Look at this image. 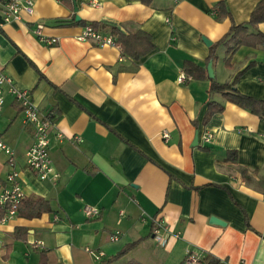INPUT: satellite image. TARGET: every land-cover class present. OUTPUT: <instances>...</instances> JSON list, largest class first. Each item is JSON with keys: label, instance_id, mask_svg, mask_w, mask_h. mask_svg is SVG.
Instances as JSON below:
<instances>
[{"label": "crops", "instance_id": "1", "mask_svg": "<svg viewBox=\"0 0 264 264\" xmlns=\"http://www.w3.org/2000/svg\"><path fill=\"white\" fill-rule=\"evenodd\" d=\"M33 1V12L5 21L0 0V63L53 113L50 152L60 178L40 179L27 166L33 128L6 93L0 132L15 151L24 200L43 197L51 210L35 215L26 201L0 221V264H39L43 251L47 264H179L190 251L218 257V264H264V120L210 93L208 79L179 81L185 60L207 71L203 37L218 41L233 23L248 21L260 0H224L230 15L220 20L211 9L221 0ZM80 20L108 34L113 26L142 29L155 48L134 61L119 45L78 39L86 25ZM251 31L264 32V21ZM225 56L221 45L215 78L231 82L244 71L237 88L264 99V47L242 45L230 67ZM212 101L225 108L204 123ZM206 131L213 133L209 143ZM233 151L236 160H228ZM7 160L0 149V182ZM88 205L100 213L88 216ZM156 219L179 236L165 234L167 245L159 244Z\"/></svg>", "mask_w": 264, "mask_h": 264}, {"label": "built area", "instance_id": "2", "mask_svg": "<svg viewBox=\"0 0 264 264\" xmlns=\"http://www.w3.org/2000/svg\"><path fill=\"white\" fill-rule=\"evenodd\" d=\"M2 2L5 21L11 19L19 20L21 19L22 11L31 13L34 9L33 0H2ZM38 27H42V24H39ZM87 38L93 39L98 45H118L114 35L95 29L92 24H86L82 33L78 36V39ZM44 40L48 44H55L57 42V38L54 37H47ZM191 78V76L182 73L179 76V81L184 82ZM6 93H10L15 97L21 107L25 125H30L33 128L34 139L32 146L27 151V166L40 179L57 182L60 178V172L55 167L50 152L51 131L55 125L53 113H44L34 101L31 90L18 87L12 77L4 72L0 63V117L4 109ZM57 136L58 138H62L63 134L58 133ZM168 136L169 134L165 132L164 137L167 138ZM212 138V132L206 131L202 135L204 143H209ZM76 140L82 141L83 139L76 137ZM0 149L7 155V163L9 165V171L5 181L0 182V207L5 211L1 222H5L18 214L26 194L21 183L20 170L17 168L15 151L3 139L1 132ZM85 211L88 216L98 215L100 213V209L92 205L86 206ZM155 223L154 236L159 244L167 245L168 241L165 234L173 237L179 236L178 233H173L172 228L163 220L156 219ZM113 238L117 239V236L114 235ZM86 250L91 251L89 247H86ZM97 257L99 256L97 255ZM200 258L199 253L190 251L187 255L186 264H200Z\"/></svg>", "mask_w": 264, "mask_h": 264}, {"label": "trees", "instance_id": "3", "mask_svg": "<svg viewBox=\"0 0 264 264\" xmlns=\"http://www.w3.org/2000/svg\"><path fill=\"white\" fill-rule=\"evenodd\" d=\"M142 3L147 5H152L154 0H140ZM212 13L215 14L216 19L220 20L228 15H230V10L228 8L227 2L221 0L217 2L211 9ZM75 20V18H73ZM264 21V0H260L255 8L250 14L248 21L233 23L230 29L216 42H213L209 46V54L206 59L207 62L212 61L213 66H215L218 61V48L224 45L226 48L225 64L230 67L232 65L231 60L233 54L242 46L248 45L253 47H264V32L261 31H251V28H255L260 22ZM58 24H64L68 22V19H57ZM79 23L86 24L84 21L80 20ZM95 29H98L97 22L91 23ZM110 33H112L116 38V43L121 47L122 52L128 58L137 61L143 56L154 50L155 45L152 41L151 35L142 30L138 29L133 32L125 33L118 27H109ZM252 64V63H251ZM250 64V65H251ZM249 65V66H250ZM183 73L191 76L192 79L204 80L208 79L210 81L209 92L219 93L226 100L237 104L238 106L249 110L251 113L258 116L260 119L264 120V99H259L247 94L242 93L237 88V82L239 81L241 75L244 71L239 72L231 82H219L215 77L210 78L207 74L206 67L197 64L191 60H185L182 67ZM225 106L223 103L212 101L203 118V122L209 121L211 116L216 112H222ZM197 123V121H196ZM208 148V147H205ZM228 160H236V151H233L228 155ZM244 176L247 174V170L241 169ZM248 179L247 177H245ZM29 206H32L33 214H39L43 211L51 210L49 200L43 197H34L26 200ZM25 200H23L21 207L24 206ZM5 211L0 207V221L4 215ZM246 222L250 227L248 216L246 215ZM22 229H18L21 231ZM139 241H133L127 243L117 254L113 255L108 261L114 259H119L124 256L130 249L137 245ZM219 258L213 255H207L203 259L200 258V264H218ZM187 257L179 264H186ZM39 264H47V256L43 251L41 260ZM126 264H141L138 261H129Z\"/></svg>", "mask_w": 264, "mask_h": 264}, {"label": "water", "instance_id": "4", "mask_svg": "<svg viewBox=\"0 0 264 264\" xmlns=\"http://www.w3.org/2000/svg\"><path fill=\"white\" fill-rule=\"evenodd\" d=\"M74 10L77 11L78 10V7L75 5L74 7ZM77 19H79V16H77ZM203 40L204 42L207 44V45H211V41L209 39H207L206 37H203ZM207 72H208V75L210 78H214L215 77V73H214V68H213V65H212V61H209L208 62V65H207ZM195 144L198 143V134L196 135L195 137V140H194ZM217 220V219H215ZM218 222V221H217ZM220 223V222H218Z\"/></svg>", "mask_w": 264, "mask_h": 264}]
</instances>
